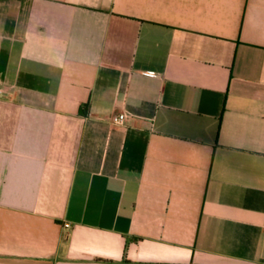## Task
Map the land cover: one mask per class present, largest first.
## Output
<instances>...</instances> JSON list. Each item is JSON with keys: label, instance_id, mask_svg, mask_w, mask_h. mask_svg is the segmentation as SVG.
<instances>
[{"label": "crops", "instance_id": "0c3cea01", "mask_svg": "<svg viewBox=\"0 0 264 264\" xmlns=\"http://www.w3.org/2000/svg\"><path fill=\"white\" fill-rule=\"evenodd\" d=\"M0 87V264H264V0H0Z\"/></svg>", "mask_w": 264, "mask_h": 264}, {"label": "built area", "instance_id": "2783aa9c", "mask_svg": "<svg viewBox=\"0 0 264 264\" xmlns=\"http://www.w3.org/2000/svg\"><path fill=\"white\" fill-rule=\"evenodd\" d=\"M3 93V89L0 87V95ZM129 115L126 113L114 114L110 117V121L114 125H124ZM68 226V225H66Z\"/></svg>", "mask_w": 264, "mask_h": 264}]
</instances>
